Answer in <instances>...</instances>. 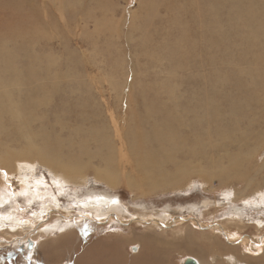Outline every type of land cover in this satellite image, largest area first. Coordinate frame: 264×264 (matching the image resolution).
Masks as SVG:
<instances>
[{
	"label": "rangeland",
	"instance_id": "374dc122",
	"mask_svg": "<svg viewBox=\"0 0 264 264\" xmlns=\"http://www.w3.org/2000/svg\"><path fill=\"white\" fill-rule=\"evenodd\" d=\"M196 2L197 0H0V27H3L0 28V47L4 45L3 47L7 49L6 53L0 57V96H3V91H6L7 88V90H11L12 93H14L15 99L23 105L26 113L28 114V111H30L29 119L31 122L30 125H32L31 129L35 134L34 142L37 141L39 143L40 141V144H42L41 139L43 137L38 135L47 131L51 138H53L51 148L53 147L52 149L55 150V148L59 146L57 148H59L60 151L58 149L55 151L64 156L68 163L75 161L82 164L83 159V163L91 161L96 166L105 165L107 163L101 162L99 158H93L89 161V157H82V154L87 150L85 145L82 144V138L87 137L88 132L91 137V134L95 130L100 129V126L101 128L107 129L112 137H115L117 134L116 131L120 135H127L128 131L129 133L135 132L140 124H142V127L145 126L144 128L146 130L148 129L147 131H151L155 123L165 125V121H168L170 123H166V125H171V127L173 125L172 128L177 134L175 136L179 135L176 139L177 145H180V142L183 144L176 152L177 157L175 158H178L177 163H167L166 167L170 169L168 173L161 175L152 173V179L156 187L154 190L156 191L152 192L150 190L148 178H145L143 173H136L133 171V174L135 173L138 176V180L143 183V188H145L144 193H146L144 195L140 194L138 191H132L124 182L126 178H124L120 186L115 188L110 187L106 182L97 179L92 169H89L87 172V181L65 184V189L59 192L60 190L56 179H52L53 172H50V167L38 160L35 161L36 176H44V182L39 188H42L41 190L43 191L46 189L50 193H54L58 198L59 207L54 206L52 210L49 208L45 209L43 201L32 199V197L28 199V194L21 193L22 187H20V182L16 177L8 179L6 182L7 185L0 183V194L6 192L10 197H8L7 201L0 203V213H7L16 208L17 212L23 213L22 218L27 219L33 218V216L41 211L43 212L41 219L43 221H39V226L35 229L29 228L30 230H16L15 232L8 229H0V264H45L44 262L50 264L53 262L52 253L48 255L47 252L43 254L41 252L39 256L41 260L38 262L34 256L36 244L34 243L31 248L29 247L31 245L30 240H33V236H35V234L37 235L38 231H40V226L43 223H49L50 219L51 222L49 225L51 224V226H49L48 231L53 234L60 235L61 232L67 230L68 227L75 228L74 226L82 230L80 236L67 242L66 247L57 250L59 254L61 253L62 256H65L66 260H71L70 263L64 262L66 264L106 262V253L102 254L103 258L99 259L97 258L99 252L94 254L91 250H88V248H86L85 251H83V249L86 243L91 242L93 239H98L100 245H102L103 240L112 232H121L122 230L124 232H122L123 234H129V229L132 227L133 230L139 234H145L146 231H149V234H153L152 232L154 231L152 229H155L157 224L149 226V223L146 224V222L142 223V225L134 220H128L129 212L138 210L141 212H146L145 210L147 209V212L154 211L156 215H154L153 218L160 220L162 225H170L172 222V226L176 227V224L181 227L189 226V228L193 230L191 236L193 237V244H195V246H192L196 249L190 254H188L189 252L185 249L184 245L182 247L178 246V244L182 242V239L179 240L181 233L178 234V237L173 236L174 239H172L171 242H165L164 251H170V249H172L165 259L168 260V264H183L184 259L189 255L198 256L206 260L204 263L207 264V259L212 258L208 248L209 243H216L215 239L208 236L210 232L208 225L220 222V224L223 223L228 226L231 224L230 227L234 228L236 222H227V217L233 214V212L237 213L239 216L243 214L241 216V221L244 220L243 223L248 225L245 228V234L253 238H256L259 234L264 235V228L259 232L256 228L259 221L262 227L264 226V202H259V205H255V200H253L254 195L255 198H259V194H261V196L263 194L261 192L254 194L253 192L256 188L260 187V190H264V141L261 146H258V148L253 151L257 142L255 137L256 132L261 131V133L264 134V107H262V103H260L264 101V98L261 97L264 88L259 87L260 95L258 99L253 98L247 100V102L245 101L243 104L241 103V100H246L244 96H249L248 93L250 89L249 86L245 84L247 78H259L256 81H250L254 84L260 83V86L261 84L264 85V0H226L221 3L219 0H211V12L203 17H198L196 15ZM6 6L12 7L13 11H8ZM149 12L152 18L151 25L144 29L140 28L139 25H142L143 18ZM105 16H108L106 19H108L110 23H108V20L107 23L103 22ZM24 17H26L25 20L20 22V27L22 26L24 30L18 26L20 28L18 33L11 30L6 32V25H13L15 21ZM22 23L25 26L22 25ZM204 24H208L210 32V40L208 43V48L210 49L208 50H205L206 44L203 39ZM4 29L5 31H3ZM31 37L35 39H33V42L30 39ZM26 45H28L27 49L29 50H26ZM257 46H259L261 50ZM177 47L184 49L186 55H181V58L174 60V58L171 57V53ZM30 50L31 53L33 52L32 54H30ZM162 50L164 51L162 52ZM37 51L38 54H36ZM22 54L23 56L21 57ZM246 56L247 58H245ZM6 61L9 62L11 67L14 63V68H9L8 70V68H6ZM244 61L247 62L245 63ZM240 65L241 67L238 69ZM167 68L170 70H167ZM174 70L175 73H177L176 75L175 73L173 74ZM17 71H22V74L18 73L21 78L17 75ZM112 73L115 74L116 77ZM240 74L244 75L241 76ZM51 75H56L57 77L55 76L53 79ZM210 76L213 79L210 78ZM244 76H246V79ZM16 78H20V84L14 81ZM51 78L52 80H50ZM108 78H110V81ZM230 79L231 81H229ZM237 79L241 82H237ZM232 80H234V82ZM130 84H134V86ZM229 85L231 88H228ZM245 85L246 88L248 87L247 89H245ZM116 86L118 89L115 88ZM114 88L116 90H114ZM155 89L158 90L155 91ZM217 89L219 94H217ZM57 90H59V92ZM127 90L130 92H127ZM211 90L213 92H211ZM224 90L228 91L224 92ZM147 93L151 97H148ZM214 94H217V97ZM49 95H53V101L50 100L51 98L48 97ZM49 101L52 102L53 105H50ZM143 102H146V104ZM38 103L41 106H38ZM145 105L148 107L146 108ZM157 105L159 107H157ZM52 106H56L55 109L52 108ZM151 106L154 107L152 108ZM165 108H168L167 110H169V112L174 113L172 120H168V116L166 115L169 112L164 110ZM139 110H141V112ZM143 110L151 112L149 113L147 111V113H145L146 111L143 112ZM257 110L259 112H257ZM5 113L6 112L2 113L1 123H4L3 126L7 125L5 128L10 131L12 128H16V126H13L10 120V114L7 113L6 117L4 115ZM135 114H137L136 117ZM143 115H146V117ZM232 115L235 116L232 118ZM138 116L140 117L138 118ZM180 116L182 117L181 120ZM159 117H162L161 120ZM140 118L141 120L143 119V123H141L142 121L140 122ZM137 120L138 123H136ZM152 120L154 121L152 122ZM162 120H165L164 124ZM109 121L113 122L110 124ZM126 121L128 122L126 123ZM114 122L116 123L114 124ZM105 124H107V128L104 127ZM116 124L118 125L114 126ZM110 128L112 130H110ZM222 128L226 131V135L223 134ZM255 129L257 130L255 131ZM243 130L246 133H250L248 135V137H250L249 143L247 144L241 143V140L238 138L240 132H244ZM194 131H196V133ZM227 133L230 138L227 137ZM191 134L194 136L193 138H189L192 137ZM6 135H8V133ZM6 135L4 134V137L1 136L0 138L8 142H10L11 139H15L12 133V136H9V138ZM180 136L186 139L182 140ZM74 137L77 139L74 140ZM117 138L119 137H116V139ZM187 138H189V140ZM16 140L12 142H15V144L20 143V145L21 143H25L22 138H16ZM211 142H213V144ZM123 143L124 142L118 141L120 150L124 148V146H122ZM195 143L198 144L197 147ZM20 145H13L11 149L16 151L22 148ZM192 145H194V147ZM96 146L97 144L91 141L90 147L95 149ZM189 146L193 148H189ZM183 147H185V149H183ZM187 147L188 149H186ZM213 149L215 153L218 154H214ZM183 150L184 152H182ZM203 150L206 152L205 156H203ZM186 151L187 153H185ZM229 151L244 154L246 157L245 170L247 169L249 174L247 179L243 180V182L235 178H230V171H228V173L223 171L229 168ZM125 152L126 148H124L122 156L124 158V163L127 164L131 162V158L126 156L127 154L125 155ZM73 157H75L76 160H73ZM187 157L189 158L187 159ZM185 164L188 166V170L183 179L181 181L170 180L169 177L171 176L173 178L175 174L178 175ZM260 166H262V168H260ZM199 168L204 169L205 173H199ZM129 169L132 170L130 167L127 170ZM252 176H257L258 179L246 190L244 195H247V197L250 196L248 197L249 199H246L243 192L240 191L244 190L246 184L252 181ZM160 182H163L164 185L160 186ZM148 184L149 186H147ZM65 191L68 192L66 193ZM235 192H238V194L235 195ZM92 195H96L100 199L102 197V201H105V198V202L109 201L111 199L110 197L114 199L118 198L119 201L116 206L120 209H127V211H123L126 214L127 223L120 229H116L119 228V226L116 225L118 222H113L112 226H109L106 222L100 221V219L95 216L96 210H94V208L90 207L89 209L87 206L84 207L85 205L77 202L80 199H86ZM204 198H213L218 204H213L209 206V208L200 206L195 207ZM262 201H264V197ZM65 207L71 209L74 215L79 214L76 219H72L71 222L74 223L67 224L64 222L65 219L63 218L61 219V221L63 220L62 222L59 220L58 217L61 216L58 215L61 213L59 214L57 212H61L63 208L66 209ZM96 208L95 206V209ZM167 210L170 211L169 214L171 213L170 217L169 214H163V212ZM53 211L55 212L53 213ZM166 216H168L167 219ZM176 217L182 220L177 222L175 220ZM71 218L73 217L71 216ZM193 218L198 224L192 220ZM164 219L166 221H164ZM34 220L36 223V218ZM161 224L155 229L156 232L163 231V234L170 233L169 235H171V233H175L174 230L177 229L174 228L173 230V228H169L172 226L163 228L164 226ZM6 228L9 227L7 226ZM156 232H154V234H156ZM183 235L185 236V234ZM223 236V234L216 235L220 242L222 241V243H225L226 238ZM173 237L170 236L168 239ZM135 240H137L138 246L141 247L142 242L137 238H135ZM133 245H135V243L132 242L126 246L125 255H128L127 257L132 256L136 251L139 252L137 249L134 251L132 250ZM214 247L215 258L219 259L218 253L220 251L217 249L218 245L214 244ZM87 253L91 254L89 260L83 257ZM46 257L49 258L47 259ZM127 257H125V259H127ZM107 262L109 261L107 260ZM249 262L251 264H256L258 261L255 256H253V259ZM64 263L63 261L59 262V264ZM114 263L128 264L125 260H118V262L114 260L113 263L109 262V264Z\"/></svg>",
	"mask_w": 264,
	"mask_h": 264
},
{
	"label": "bare ground",
	"instance_id": "6f19581e",
	"mask_svg": "<svg viewBox=\"0 0 264 264\" xmlns=\"http://www.w3.org/2000/svg\"><path fill=\"white\" fill-rule=\"evenodd\" d=\"M2 1V0H1ZM223 1H226V0H219V2H223ZM12 2V1H11ZM16 2V1H15ZM13 2V3H15ZM218 3V2H216ZM18 4V3H16ZM219 4V3H218ZM2 5V4H1ZM180 5V4H179ZM253 6V5H252ZM8 8V11L10 10V12L13 11V8L10 7V6H6ZM186 7V6H185ZM211 0H197L196 2V5H195V12H196V15L198 17H203L204 15L207 16L211 11ZM124 11V9H123ZM168 11V10H167ZM128 12V11H127ZM6 13V12H5ZM129 13V12H128ZM191 13V12H190ZM34 14V13H33ZM127 14V13H126ZM4 15V14H3ZM30 15V14H29ZM32 16V15H31ZM34 16V15H33ZM114 16V15H112ZM108 16H105L102 20L103 22H106L107 23V20L106 19ZM191 17V16H190ZM26 17L24 18H21L17 21H15V23L13 25H6L7 28H6V32H8L9 30L15 32V33H18V31L21 29H23V27L21 26L20 27V22L21 21H24ZM186 18V17H185ZM239 19V18H238ZM29 21V20H28ZM13 23V22H12ZM25 23V22H24ZM36 23V22H35ZM108 23H110V21L108 20ZM152 23V18H151V13H147V15L143 18L142 20V25H139L140 28H145V27H148L150 26ZM19 24V25H18ZM164 24V23H163ZM22 25H24L22 23ZM34 25V24H32ZM20 28H19V27ZM25 26V25H24ZM244 27V26H243ZM0 28H3V27H0ZM25 28V27H24ZM36 28H37V25H36ZM137 28V27H135ZM227 28V27H226ZM229 29V28H228ZM24 30V29H23ZM21 30V31H23ZM147 30V29H146ZM5 31V29L3 30ZM36 31V30H35ZM102 31V30H101ZM159 31V30H158ZM237 31V30H236ZM28 32V31H27ZM31 32V31H29ZM44 33V32H43ZM99 33V32H98ZM10 34V33H9ZM14 34V33H13ZM40 34V33H39ZM115 34V33H114ZM237 34V33H235ZM219 35V34H218ZM227 35V34H226ZM239 35V34H238ZM15 36V35H14ZM31 36V34H30ZM182 36V34H181ZM203 36H204V40H205V50H208L210 48H208V43H209V40H210V32H209V26L208 24H204L203 25ZM217 36V35H216ZM220 36V35H219ZM13 37V36H12ZM29 37V36H28ZM36 37V36H35ZM150 37V36H149ZM191 37V36H190ZM239 37V36H238ZM9 38V37H8ZM242 38V37H241ZM31 41L33 42V39L34 37L30 38ZM176 39V38H175ZM224 39V38H223ZM230 39V38H229ZM35 40V39H34ZM30 41V42H31ZM31 42V43H32ZM251 43V42H250ZM4 44V42H3ZM12 44V43H11ZM9 45V44H8ZM32 45V44H31ZM181 45V44H180ZM4 45H2L0 47V57L6 53V47L4 48L3 47ZM27 46L26 45V50H29L27 49ZM29 46H30V43H29ZM228 46V45H227ZM243 46V45H242ZM259 47V46H257ZM25 48V47H24ZM249 48V47H248ZM260 48V47H259ZM33 49V48H32ZM31 49V50H32ZM188 49V48H187ZM190 49V48H189ZM253 49V48H252ZM31 50H30V54L31 53ZM240 50V49H239ZM261 50V48H260ZM259 50V51H260ZM164 50H162L163 52ZM191 51V50H190ZM22 52V51H21ZM36 52V51H35ZM206 52H209V51H206ZM213 52V50H212ZM264 52V51H263ZM19 53V52H18ZM17 53V54H18ZM23 53V52H22ZM25 53V52H24ZM166 53V51H165ZM240 53V52H239ZM8 54V53H7ZM15 54L16 56H19ZM26 54V53H25ZM29 54V55H30ZM38 54V51L37 53ZM164 54V53H163ZM246 54V53H245ZM249 54V53H248ZM14 55V54H13ZM28 55V56H29ZM158 55V54H157ZM186 55V51L180 47H177L175 48L172 53H171V57L174 58V60H178L179 58H181L182 56ZM193 55V54H192ZM191 55V56H192ZM263 55V54H262ZM23 56V54L21 55V57ZM35 56V55H34ZM117 56V55H116ZM31 57V56H30ZM37 57V56H36ZM122 57V56H121ZM195 57V56H194ZM239 57V56H237ZM8 58V57H7ZM14 58V57H13ZM24 58V57H23ZM115 58V57H114ZM242 58V57H241ZM244 58V57H243ZM247 58V56L245 57ZM249 58V57H248ZM4 59V58H3ZM15 59V58H14ZM162 60V59H161ZM164 60V59H163ZM217 60V59H216ZM239 60V59H238ZM261 60V59H260ZM160 61V60H159ZM198 61V60H197ZM236 61V60H235ZM243 61V60H242ZM5 62V61H3ZM168 62V61H167ZM179 62V61H178ZM239 62V61H238ZM245 62V61H244ZM247 62V61H246ZM245 62V63H246ZM184 63V62H182ZM187 63V62H186ZM159 64V63H157ZM181 64V63H180ZM185 64V63H184ZM189 64V63H188ZM204 64V63H203ZM210 64V63H209ZM241 64V63H240ZM147 65V64H146ZM175 65V64H174ZM249 65V64H248ZM256 65V64H255ZM15 64L13 63V66L11 67L9 62L6 61V68H14ZM154 66V65H153ZM204 66V65H202ZM208 66V65H207ZM213 66V65H212ZM243 66V64H242ZM253 66V65H252ZM117 67V66H115ZM172 67H173V64H172ZM182 67V66H181ZM193 67V66H192ZM201 67V66H200ZM241 67V65L238 67V69ZM263 67V66H262ZM5 68V67H4ZM170 68V66H169ZM175 68V67H174ZM183 68V67H182ZM194 68H195V65H194ZM135 69V68H134ZM140 69V68H139ZM173 69V68H172ZM43 70H46V69H43ZM136 70V69H135ZM166 70V69H165ZM164 70V71H165ZM167 70H170L167 68ZM166 70V71H167ZM177 70V69H176ZM197 70V69H196ZM254 70V69H253ZM3 71V70H2ZM149 71V70H148ZM233 71V70H232ZM9 72V71H8ZM47 72V71H46ZM115 72V71H114ZM136 72V71H135ZM133 72V73H135ZM178 72V71H177ZM236 72V71H235ZM10 73V72H9ZM13 73V72H12ZM18 73H21L22 74V71H17V75H19ZM45 73V72H44ZM43 73V74H44ZM51 73V72H49ZM175 73V70L173 72V74ZM215 73V72H214ZM238 73V72H236ZM7 74V73H5ZM14 74V73H13ZM48 74V73H47ZM113 74V73H112ZM124 74V73H123ZM138 74V73H137ZM141 74V73H140ZM169 74V73H168ZM177 73H175L176 75ZM217 74V73H216ZM242 74V73H241ZM240 74V75H241ZM3 75V73H2ZM8 75V74H7ZM49 75V74H48ZM115 76V74H113ZM119 75V73H118ZM165 75V74H164ZM167 75V73H166ZM171 75V74H170ZM227 75V74H226ZM239 75V76H240ZM244 75V74H243ZM241 75V76H243ZM20 76V75H19ZM53 76V75H51ZM56 76V75H55ZM55 76H53V79L55 78ZM61 76V75H60ZM153 76V75H152ZM218 76V75H217ZM221 76V75H220ZM229 76H232V75H229ZM236 76V75H235ZM241 76H240V79H241ZM11 77V76H10ZM14 77V76H13ZM24 77V76H23ZM50 77V76H49ZM57 77V76H56ZM116 77V76H115ZM135 77V76H134ZM163 77V76H162ZM206 77V76H205ZM214 77V76H213ZM245 79H246V76H244ZM258 77V76H257ZM7 78V76H6ZM21 78V76H20ZM20 78H16L14 81L16 83H19L20 84ZM137 78V77H136ZM134 78V79H136ZM210 78H212L210 76ZM232 78V77H230ZM237 78V76H236ZM109 81H110V78H108ZM112 79V78H111ZM117 79V78H116ZM213 79V78H212ZM216 79V78H215ZM218 79V78H217ZM225 79V78H224ZM257 79L259 78H247V80H245V84L247 86H249V93L248 95L249 96H244V98H246V100H241V103L243 104L245 101L247 102V100H251V99H258L259 98V95H260V92H259V87L261 88H264V85L261 84L260 86V83L258 84H254L252 83L250 80L252 81H256ZM52 80V78L50 79ZM119 80V79H117ZM172 80V79H171ZM200 80V79H199ZM239 79H237V82H241L240 80L238 81ZM103 81V80H102ZM227 81V79H226ZM231 81V79L229 80ZM234 82V80H232ZM14 82V83H15ZM118 82V81H117ZM126 82V81H125ZM128 82V81H127ZM161 82V81H160ZM191 82V81H190ZM199 82V81H198ZM215 82V81H214ZM192 83V82H191ZM194 83V82H193ZM216 83V82H215ZM219 83V82H218ZM231 83V82H230ZM18 84V85H19ZM22 84V83H21ZM129 84V83H128ZM136 84V83H134ZM134 84H132L134 86ZM157 84V83H156ZM165 84V83H164ZM173 84V82H172ZM243 84V83H242ZM10 85V84H9ZM12 85V84H11ZM114 85V84H113ZM117 85V84H116ZM125 85V83H124ZM131 85V84H130ZM131 85V86H132ZM138 85V84H136ZM162 85V84H161ZM219 85V84H218ZM222 85V84H221ZM225 85V84H224ZM238 85V84H237ZM241 85V84H240ZM246 85H245V89L246 88ZM15 86V85H14ZM17 86V85H16ZM43 86V85H42ZM100 86V85H99ZM128 86V85H127ZM153 86V85H152ZM165 86V85H164ZM170 86V85H169ZM228 86V85H227ZM244 86V85H243ZM9 87V86H8ZM12 87V86H11ZM10 87V88H11ZM30 87V86H29ZM114 87V86H113ZM125 87V86H124ZM129 87V86H128ZM127 87V88H128ZM207 87V86H206ZM212 87V86H211ZM219 87V86H218ZM222 87V86H221ZM233 87V86H232ZM241 87V86H240ZM27 88V87H25ZM43 88V87H42ZM45 88V87H44ZM115 88L118 89V87L116 86ZM114 88V90H116ZM135 88V87H134ZM142 88V87H141ZM150 88V87H149ZM153 88V87H152ZM160 88V87H159ZM166 88V87H165ZM169 88V87H168ZM172 88V87H171ZM175 88V87H174ZM177 88V87H176ZM190 88V87H189ZM223 88V87H222ZM226 88V86H225ZM228 88H231L230 85ZM120 89V88H119ZM125 89V88H124ZM123 89V90H124ZM191 89V88H190ZM198 89V88H197ZM204 89V88H203ZM211 89V88H210ZM241 89V88H239ZM244 89V91H245ZM5 90V89H4ZM129 90V89H128ZM127 92H130L128 91ZM137 90V88H136ZM142 90V89H140ZM154 90V89H153ZM158 90V89H157ZM155 89V91H157ZM235 90V89H234ZM243 90V89H242ZM46 91V90H45ZM59 92V90H57ZM122 91V90H121ZM126 91V89H125ZM154 91V92H155ZM165 91V90H164ZM222 91V90H220ZM228 91V90H227ZM224 90V92H227ZM237 91V90H236ZM235 91V92H236ZM239 91V90H238ZM42 92V91H40ZM48 92V91H47ZM133 92V90H132ZM137 92V91H136ZM159 92V91H158ZM168 92V91H167ZM206 92V91H205ZM211 92H213L211 90ZM215 92H216V88H215ZM230 92V91H229ZM126 93V92H125ZM162 93V92H161ZM172 93V92H171ZM223 93V92H222ZM238 93V92H237ZM240 93V92H239ZM245 93V92H244ZM16 94V93H15ZM142 94V93H141ZM145 94V93H144ZM152 94V93H150ZM167 94V93H166ZM173 94V93H172ZM198 94V93H197ZM211 94V93H210ZM217 94L218 93V89H217ZM216 94V95H217ZM224 94V93H223ZM221 94V95H223ZM233 94V93H232ZM243 94V93H241ZM26 95V94H25ZM54 95V94H53ZM52 95V96H53ZM125 95V94H124ZM148 95V93H147ZM206 95V94H205ZM215 95V94H214ZM215 95V96H216ZM237 95V94H235ZM52 96H48L50 97L52 100ZM56 96V95H55ZM193 96V95H192ZM208 96V95H207ZM213 96V95H212ZM227 96V95H225ZM224 96V97H225ZM234 96V95H233ZM240 96V95H239ZM148 97H151L148 95ZM155 97V96H154ZM159 97V96H158ZM210 97V95H209ZM217 97V96H216ZM214 97V98H216ZM223 97V96H222ZM221 97V99H222ZM261 97L264 98V91L262 90V93H261ZM25 98V97H24ZM23 98V99H24ZM146 98V97H145ZM180 98V97H179ZM178 98V99H179ZM232 98V97H231ZM238 98V97H237ZM48 99V98H47ZM156 99V98H155ZM168 99V98H167ZM173 99V98H172ZM236 99V98H235ZM240 99V98H239ZM19 100V98H18ZM46 100V99H45ZM217 100V99H216ZM232 100V99H231ZM237 100V99H236ZM53 101V100H52ZM129 101V100H128ZM153 101H154V98H153ZM255 101V100H254ZM36 102V101H35ZM44 102V101H42ZM50 102V101H49ZM152 102V101H151ZM186 102V101H185ZM211 102V101H210ZM228 102V101H227ZM252 102V101H251ZM27 103V102H26ZM33 103V101H32ZM56 103V102H55ZM87 103V102H85ZM106 103V102H105ZM146 104V102H143ZM262 103V107H264V101L260 102ZM44 104V103H43ZM42 104V105H43ZM52 104V102H50V105ZM252 104V103H251ZM28 105V104H27ZM38 106L40 105L39 103L37 104ZM49 105V104H48ZM47 105V106H48ZM53 105V104H52ZM113 105V104H112ZM156 105V104H155ZM199 105V104H198ZM241 105V104H239ZM36 106V105H35ZM41 106V105H40ZM44 106V105H43ZM146 106V105H145ZM144 106V108H145ZM164 106V105H163ZM189 106V105H188ZM201 106V105H199ZM227 106V105H226ZM238 106V105H237ZM249 106V104H248ZM247 106V107H248ZM49 107V106H48ZM51 107V106H50ZM56 106H52V108L55 109ZM112 107V106H111ZM148 106H146L147 108ZM152 108L154 106H151ZM157 107H159L157 105ZM166 107V106H164ZM251 107V106H250ZM255 107V105H254ZM51 108V109H52ZM162 108V107H161ZM201 108V107H200ZM235 108V107H234ZM244 108V107H243ZM143 109V108H142ZM157 109V108H156ZM155 109V110H156ZM159 109V108H158ZM163 109V108H162ZM168 109V108H167ZM166 108L164 110H167ZM170 109V108H169ZM162 110V111H164ZM171 110V109H170ZM231 110V109H229ZM259 110V109H258ZM257 110V112H259ZM141 112V110H139ZM146 111V110H145ZM143 110V112H145ZM148 111V110H147ZM147 111L145 113H147ZM160 111V110H159ZM169 112V110H167ZM199 111V110H198ZM197 111V112H198ZM201 111V110H200ZM246 111V110H245ZM6 112L4 115L6 116V114H10V120L13 124V126H16V128H12V130H7L5 127L7 126H3V124L1 123L2 121V113ZM30 111H28V114L26 113V110L24 109L23 105L21 103H19V101H17L15 99V96H14V93H12L11 90H7L6 88V91H3V96H0V137L3 136L4 134L6 135L8 133V135H6L8 138L9 136H12L13 135V139L14 141L16 140V138H22L24 139L25 143H18L22 148L20 149H17L16 151H13L11 149V147L14 145H18L17 143L15 144V142H12L13 140L11 139L10 142L14 143H10L6 140H2L0 138V183H4L5 185H7V180L10 179L11 177H16L19 182H20V187L21 188V193L22 194H28V199L30 197H32V199H39L40 201H43L44 202V208L46 209H50L52 210L54 208V206H58L59 207V202H58V198L54 195V193H50L49 191H47L46 189L43 191L41 190L42 188H39L43 182H44V176H41V177H38L36 176V170H35V167H36V163L35 161L38 160L42 163H44L45 165H48L50 167V172H53V176H52V179L55 180L56 179V182L58 183V188H59V192L63 191L65 188V184H75L77 183V181H82V182H85L87 181V172L89 169H92L93 170V173L95 175V177L99 180H102L104 182H106L110 187H118L120 186L123 181H124V178H126V180L124 181L128 187L136 192L138 191L140 194L144 195L146 193H144L145 191V188H143V183L142 181L138 180V176L134 173L133 174V171H135L136 173H143L144 177L145 178H148V181H149V184L147 186H149L150 190L152 192L156 191L154 190L156 187L154 185V182H153V175L152 173L154 174H157V175H161V174H166L170 171V169H168V167H166L167 163H172V164H176L177 163V159L175 157H177L176 155V152L177 150L180 149L182 142H180L181 144L180 145H177L178 143H176V139L179 137L178 136H175L177 135L173 130V125L171 127V125H166V123H170L168 121H165V120H162L163 124L165 123V125H160V124H157L155 123L153 126H152V130L151 131H147L144 127H142V124H140L139 128H137V130H135V132H131L127 133V135H120L116 130V135L115 137H112L111 136V133L109 131H107V129L105 128H101L100 126V129H97L95 130L92 134H91V137L89 135V132L87 133V137L85 138H82V144L85 145L86 147V151L82 154V157L84 156H87L89 157V161L93 158H99V160L101 162H105L107 164L105 165H99V166H96L94 165L91 161L90 162H86V163H83L84 160L82 159V164H80L79 162H67L64 158V156H62L61 154L57 153V151H55L56 149L59 150V146H57L56 142V148L55 150L51 148L52 146V142H53V138H51V136L48 134L47 131L43 132L41 135H38V136H42L43 138L41 139L42 141V144H40L41 142L39 141V143L37 144L34 139L35 137V134L33 133L34 131H32L31 129V122H30V114H29ZM108 112V111H107ZM149 112V111H148ZM151 112V111H150ZM149 112V113H150ZM158 112V111H157ZM156 112V113H157ZM175 112V111H174ZM202 112V111H201ZM220 112V111H219ZM96 113V112H95ZM136 113V111H135ZM148 113V114H149ZM162 113V112H161ZM178 113V111H177ZM231 113V112H230ZM235 113V111H234ZM237 113V112H236ZM245 113V112H244ZM32 114V113H31ZM86 114V113H85ZM147 114V115H148ZM154 114V112H153ZM164 114V113H163ZM173 112H169L166 116H168V120H172L173 118ZM239 114V113H238ZM264 114V113H263ZM262 114V115H263ZM131 115V114H130ZM137 114H135V117H136ZM159 115V114H158ZM162 115V114H161ZM181 115V114H180ZM236 115V114H235ZM235 115H232V118L233 116ZM128 116V115H127ZM144 116V115H143ZM142 116V117H143ZM155 116V114H154ZM165 116V114H164ZM7 117V116H6ZM103 117V116H101ZM140 116H138L139 118ZM146 117V115L144 116ZM158 117V116H157ZM181 117V116H180ZM198 117V116H197ZM196 117V118H197ZM209 117V115H208ZM9 118V117H8ZM7 118V119H8ZM114 118V117H113ZM128 118V117H126ZM131 118V116H130ZM133 118V117H132ZM137 118V119H138ZM162 118V117H161ZM161 118L159 117V119L161 120ZM166 118V119H167ZM225 118V117H224ZM236 118V117H235ZM238 118V117H237ZM262 118V117H261ZM6 119V118H5ZM155 119H158V118H155ZM154 119V120H155ZM165 119V118H164ZM182 119V117L180 118V120ZM231 119V118H230ZM245 119V118H244ZM259 119V118H258ZM4 120V119H3ZM110 120V119H109ZM140 122L143 120H141V118L139 119ZM148 120V119H147ZM145 120V121H147ZM151 120V119H150ZM152 120V122L154 121ZM159 120V121H160ZM186 120V119H185ZM225 120V119H224ZM241 120V119H240ZM257 120V118H256ZM261 120V119H260ZM15 121V122H14ZM47 121V120H46ZM104 121V120H103ZM114 121V120H113ZM113 121H109L110 124L111 122ZM129 121V119H128ZM126 121V123L128 122ZM132 121V120H131ZM130 121V122H131ZM158 121V122H159ZM165 121V122H164ZM239 121V120H238ZM244 121V120H243ZM4 122V121H3ZM101 122V121H100ZM105 122V121H104ZM133 122V121H132ZM131 122V123H132ZM148 122V121H147ZM151 122V121H150ZM197 122V121H196ZM205 122V120H204ZM225 122V121H224ZM240 122V121H239ZM248 122V121H247ZM256 122V121H255ZM258 122V121H257ZM116 122H114L115 124ZM138 123V120L137 122ZM143 123V121L141 122ZM145 123V122H144ZM160 123V122H159ZM173 123V122H172ZM181 123V121H180ZM230 123V122H228ZM236 123V121H235ZM264 123V122H263ZM20 124V125H18ZM134 124V122H133ZM227 124V123H226ZM231 124V123H230ZM18 125V126H17ZM107 124H105L104 127H106ZM118 124L114 125V126H117ZM132 125V124H131ZM137 125V124H136ZM146 125V124H145ZM183 125V124H182ZM228 125V124H227ZM226 125V126H227ZM128 126V125H127ZM151 126V125H150ZM222 126V125H221ZM232 126H235V125H232ZM121 127V126H120ZM130 127V126H129ZM135 127V126H134ZM132 127V128H134ZM149 127V125H148ZM147 127V128H148ZM240 127V126H239ZM253 127V126H252ZM262 127V126H261ZM107 128V127H106ZM118 128V127H117ZM116 128V129H117ZM219 128V126H218ZM230 128V127H229ZM236 128V127H235ZM241 128V127H240ZM38 129V128H37ZM113 129V127H112ZM110 128V130H112ZM129 129V128H128ZM226 129V128H225ZM231 129V128H230ZM242 129V128H241ZM77 130V129H76ZM86 130V129H85ZM127 130V129H126ZM191 130V129H190ZM257 129H255L256 131ZM260 130V128H259ZM262 130V129H261ZM2 131V132H1ZM37 131V130H36ZM75 131V130H74ZM73 131V132H74ZM114 131V132H115ZM222 131H223V134L226 135V131L224 130V128H222ZM241 131V130H240ZM244 131V130H243ZM7 132V133H6ZM12 135H11V133ZM189 132V131H188ZM192 132V131H191ZM190 132V133H191ZM196 133V131H194ZM251 132V131H250ZM83 133V132H82ZM124 133V132H123ZM126 133V132H125ZM221 134V133H220ZM250 133H246L245 131L244 132H240L239 134V139L241 140V143L243 142L244 144H247L249 143V138L248 135ZM253 134V133H252ZM188 135V134H187ZM186 135V136H187ZM192 135V134H191ZM223 135V136H225ZM37 136V135H36ZM190 136V135H189ZM4 137V136H3ZM72 137V136H71ZM76 137V136H75ZM74 137V140H76ZM116 137H119L116 139ZM182 137V136H180ZM194 136L192 135V137H189V138H193ZM227 137H229L228 133H227ZM256 139H257V142L253 148V151H255L258 146H261L262 142L264 141V134L261 133V131L259 132H256ZM189 138H187L189 140ZM199 138V137H198ZM230 138V137H229ZM236 138V137H235ZM5 139V138H4ZM58 139V138H56ZM55 139V140H56ZM182 140L184 139L183 137L181 138ZM186 139V138H185ZM184 139V140H185ZM196 139V138H195ZM194 139V140H195ZM222 139V138H221ZM68 140V139H67ZM70 140V139H69ZM72 140V141H74ZM180 140V139H179ZM181 140V141H182ZM186 140V141H188ZM198 140V139H197ZM16 141H19V140H16ZM58 141V140H57ZM91 141H94L97 146L95 149H92L90 147V144H91ZM118 141L119 142H124L122 144V146H124V148H126V152H125V155L128 156L129 158H131V162L125 164L124 163V158L122 156V152L124 150L119 149V145H118ZM185 141V142H186ZM239 141V140H238ZM67 142V141H66ZM184 142V143H185ZM200 142V141H199ZM225 142V141H224ZM254 142V141H253ZM213 144V142H211ZM196 144V143H195ZM234 144V143H232ZM237 144V143H236ZM240 144V143H239ZM198 144H196V147H197ZM215 145V144H214ZM228 145V144H227ZM238 145V144H237ZM264 145V144H263ZM54 146V145H53ZM194 147V145H192ZM192 146H189L192 147ZM230 146V145H229ZM232 146V145H231ZM179 147V148H178ZM192 147V148H193ZM200 147V146H198ZM235 147V146H234ZM239 147V146H237ZM215 148V147H214ZM241 148V147H240ZM183 149H185V147H183ZM188 149V147L186 148ZM196 149V148H195ZM194 149V150H195ZM207 149V148H206ZM221 149V148H220ZM242 149V148H241ZM209 150V149H208ZM219 150V149H218ZM60 151V150H59ZM191 151V150H190ZM210 151V150H209ZM241 151V150H240ZM184 152V150L182 151ZM212 152V151H210ZM213 152L214 154H218V153H215V150L213 149ZM76 153V152H75ZM187 153V151L185 152ZM202 153V152H201ZM180 154L182 155L181 151H180ZM211 155H213L212 153H210ZM225 154V153H224ZM228 162H229V168L227 170H223L225 171V173L228 171L231 172V177L230 178H235L237 180H239L240 182H243V180L247 179L248 177V174L249 172H247V169L245 170L246 168V157L244 156V154H240V153H237L235 151H229L228 153ZM179 155V154H178ZM184 155V153H183ZM206 155V152L203 150V156ZM192 156V155H191ZM190 156V157H191ZM227 156V155H226ZM184 157V156H183ZM195 157V156H193ZM189 157H187L188 159ZM73 160H76L75 157H73ZM195 160V159H194ZM187 163V162H186ZM38 164V162H37ZM40 165V163H39ZM43 165V164H42ZM132 168L127 170L128 168ZM260 168H262V166H260ZM48 169V168H47ZM188 170V166H185L183 167L182 171L177 175L175 174L174 177L172 178L171 176L169 177L170 180L173 179V180H177V181H181L183 179V177L186 175V172ZM259 170V169H258ZM257 170V171H258ZM199 173L201 174H204L205 173V170L202 169V168H199ZM6 173V175H5ZM177 175V176H176ZM56 177V178H55ZM78 179V180H77ZM258 179L257 176H252L251 177V182L247 183L246 184V188L244 190H241L240 192H243V195L246 193V190L255 182V180ZM3 184V185H4ZM164 183L163 182H160V186H163ZM255 185V184H254ZM67 186V185H66ZM258 186V185H257ZM260 186V185H259ZM7 187V186H5ZM43 187V186H42ZM170 187V186H168ZM166 187V188H168ZM3 188V187H2ZM44 188H47V187H44ZM69 188V187H67ZM7 189V188H6ZM3 190V189H2ZM5 190V189H4ZM3 190V191H4ZM57 190V189H56ZM67 190V189H66ZM7 191V190H5ZM55 191V190H54ZM69 191V190H68ZM67 191V192H68ZM264 190H260V187L259 188H256V190L253 192L254 194H257V193H263L262 196L261 194H259V198H255L253 196V200H255V205L258 204L259 202H264L262 201L263 200V197H264ZM8 192V191H7ZM14 192V191H13ZM66 192V191H65ZM66 192V193H67ZM75 192V191H74ZM12 193V192H11ZM238 192H235V195H237ZM251 194V193H250ZM70 195V194H68ZM252 195V194H251ZM79 196V195H78ZM101 196V195H100ZM245 196V195H244ZM8 197L9 195L6 193V192H2V194H0V203H2L3 201H7L8 200ZM76 197V196H75ZM250 197V196H248ZM247 195L245 196V198L247 199L248 198ZM10 198V197H9ZM111 199L107 202L106 199L104 198L105 201H102V197L101 199L98 198L96 195L95 196H89L88 198L86 199H80L78 200L77 202L81 203L82 205H85L84 207H88L90 209V207L94 208L95 211V216H97L100 221L102 222H106L109 226H112L113 222H118V225L119 228H116V229H120L125 223H127V220H126V214L123 212L124 210L127 211V209H120L119 207L116 206L117 202L119 201V199H114L113 197H110ZM31 199V198H30ZM79 199V198H77ZM108 199V198H107ZM249 199V198H248ZM230 200V199H229ZM236 200V199H235ZM106 203V204H105ZM42 204V202H41ZM215 204H218L217 202ZM80 205V204H78ZM100 205V206H99ZM124 205V204H123ZM213 204H210V202L208 200H205V202H203L202 205H196L195 207H208L211 206ZM259 205V204H258ZM95 206L97 207L95 209ZM99 206V207H98ZM124 207V206H123ZM145 207V206H144ZM43 208V207H42ZM66 209H62V211H58L57 213H61L60 215L58 216H61V217H58L59 220L61 221V219H65L64 222L67 223V224H71V223H74V222H71L72 219H76L78 217V215H74L71 211V209H68V207H65ZM81 208V207H80ZM127 208V207H126ZM238 208V207H237ZM141 209V208H140ZM235 209V208H234ZM243 209V208H242ZM44 210V209H43ZM83 210V209H82ZM130 210V209H129ZM135 210V209H134ZM148 210V209H147ZM147 210H145L146 212H141V211H135V212H129V215H128V220H134L135 222L139 223V224H142V223H145L148 224L149 223V226H152V225H155L157 224L156 228H158L159 224H161L162 222L160 220H157V219H154V215L155 212L154 211H150V212H147ZM163 210V209H162ZM236 210V209H235ZM57 211V210H56ZM90 211V210H88ZM143 211V210H142ZM238 211V210H237ZM6 212V211H5ZM45 212V211H44ZM49 212V211H48ZM55 211H53L54 213ZM94 212V211H93ZM170 211H164L163 214H169ZM236 212V211H235ZM240 212V210H239ZM37 213V212H36ZM128 213V212H127ZM208 213V212H207ZM232 213V212H231ZM94 214V213H93ZM162 214V213H161ZM229 214V213H228ZM241 214V213H240ZM22 215L23 213L21 212H17L16 208L15 209H12L10 211H8L7 213H0V229L3 230V229H8V230H12V231H16V230H21V231H24L26 229H31V228H36L39 226V221H43L41 220L42 219V216H43V212H39L37 213L35 216H33V218H27V219H23L22 218ZM25 215V214H24ZM34 215V214H33ZM48 215V214H47ZM171 213L169 214V217H170ZM243 215V214H242ZM241 215V216H242ZM56 216V215H55ZM71 216L73 218H71ZM228 216V215H227ZM241 216H239L237 213H234L229 215L228 220L227 222H236L235 223V226L234 228H231V224L230 226H228L227 224H223L220 222L219 223H215V224H209L208 225V228L210 229L209 233H208V236L213 239L216 240V243H209V252L211 253V257L212 258H206L207 259V264H251L249 261H251L253 259V256H255V258L257 259V263L256 264H264V235H260L259 236H256V238H253L252 236L248 235V234H245V228L246 226L248 225H245V223H243V221H241ZM32 217V216H30ZM36 218V223H35V218ZM168 216H166V219H167ZM83 219V218H82ZM243 219V218H242ZM246 219V218H245ZM79 220V218H78ZM177 222L179 220H182L181 218H177L175 219ZM174 220V221H175ZM196 224L197 221L193 218L192 219ZM63 221V220H62ZM61 221V222H62ZM164 221H166L164 219ZM168 221V220H167ZM170 221V220H169ZM175 221V223H176ZM50 222H51V219H50ZM49 222V223H50ZM78 223H80L79 221H77ZM40 223H43V222H40ZM49 223L47 224H42L40 227V231H38L37 235L35 234V236H33V244L35 243L36 244V252H34V256L36 257V260H41L39 258V256L41 255V252L42 254L47 252L48 255L52 253V256H53V262H51L52 264H59L60 261H63L64 262H67V263H70L71 260H66L65 256H62L61 253L59 254V252L57 250H59L60 248H63V247H66V243L77 238L78 236L81 235L82 233V230L81 229H78L77 226H74L75 228H70L68 227V229L66 227H64L65 229L67 230H64V232H61V236L58 235V234H53L51 232L48 231V228L49 226H51V224L49 225ZM58 223V222H57ZM60 223V222H59ZM172 223V222H171ZM170 223V225H162L164 226L163 228L165 227H168V226H172ZM181 223V222H180ZM63 224V223H62ZM106 224V225H107ZM145 224V225H146ZM247 224V223H246ZM74 225V224H73ZM77 225V224H76ZM80 225V224H79ZM136 225V224H135ZM143 225V224H142ZM179 225V223H178ZM200 225V224H199ZM202 225V224H201ZM255 225V224H253ZM9 227V228H6V227ZM64 226V225H62ZM101 226V225H100ZM183 226V225H182ZM192 226V224H191ZM2 227V228H1ZM39 227V228H40ZM54 227V226H52ZM108 227V226H107ZM130 227V226H129ZM128 227V228H129ZM136 227V226H135ZM161 227V226H160ZM38 228V229H39ZM58 228V227H57ZM125 228V227H124ZM155 228V229H156ZM169 228H177L175 231V233H171V235L169 234H163V231L161 232H156L155 229H152L154 232H156V234H154V232H152L153 234H149V231H146L145 234H139L137 233L136 231L133 230V228L131 227L129 230H130V233L129 234H123L124 232L121 230V232H112L110 234L107 235L106 239L103 240L102 242V245H100V242L98 241V239H93L91 242L89 243H86L83 251L86 250V248H88V250H91L92 253L94 254H97L99 252V256L97 258L101 259L103 258L102 257V254L106 253V259L109 261V262H112L115 260V262H118V260H125L128 264H168V260H165L166 257H167V254L172 250L170 249V251H164V245L166 244L165 242H171L172 239H174V237H178V234L181 235V237L179 238L182 239V242H180L178 244V246H183L185 247V249L188 250V254L192 253L195 251L196 248H194L193 246H195V244H193V237L191 236L192 235V229L189 228V226H186V227H181V226H177L176 224V227L175 226H172V227H169ZM207 228V229H208ZM256 228L258 230V232L264 228V226L262 227V224L261 222L259 221L256 225ZM29 229V230H30ZM59 229V228H58ZM52 230V229H51ZM110 230V229H109ZM124 230V229H123ZM11 231V232H12ZM63 231V230H62ZM114 231V230H113ZM8 232V231H7ZM53 232V231H52ZM123 232V233H122ZM243 232V234H242ZM6 233V232H5ZM34 233V232H33ZM185 234V236L183 235ZM204 234V233H203ZM218 234H223L226 238V242L225 243H222V241L220 242V240L216 237V235ZM24 235V234H23ZM104 235V234H103ZM165 235V236H163ZM257 235V234H256ZM9 236V235H8ZM105 236V235H104ZM173 237V238H170L168 239V237ZM25 237V236H24ZM46 237V238H44ZM7 238V237H6ZM135 238H137L140 242H142V246L139 247L138 246V243H137V240H135ZM2 239V238H1ZM6 241V240H5ZM75 241V240H74ZM3 242V241H2ZM135 243V245L132 246V250L134 251L135 249L139 250L136 251L138 253H134L132 256L130 257H127L125 255L126 251H125V248L127 245H129V243ZM174 242H179V241H174ZM19 243V242H18ZM183 243V244H181ZM214 244H217L218 247L217 249L220 251L218 253V257H220L219 259H216L215 258V247H214ZM193 245V246H192ZM83 247V246H82ZM168 247V246H167ZM35 250V249H34ZM130 250V249H129ZM33 251V250H32ZM58 252V254H57ZM130 252V251H129ZM149 252V253H148ZM132 254V253H131ZM91 254L90 253H87L84 257V259H87L89 260V256ZM174 256V255H173ZM193 258H195L197 260V262L199 264H205L204 259H201L200 257L198 256H195V255H189ZM51 257V256H50ZM125 257H127V259H125ZM43 258V257H41ZM47 258V257H46ZM49 258V257H48ZM47 258V259H48ZM46 259V260H47ZM92 262L93 264H109V262ZM43 263V262H42ZM45 264H49L48 262H44ZM50 263V264H51ZM66 264V263H64ZM115 264V263H114ZM123 264H126V263H123ZM170 264V263H169Z\"/></svg>",
	"mask_w": 264,
	"mask_h": 264
},
{
	"label": "water",
	"instance_id": "95a60500",
	"mask_svg": "<svg viewBox=\"0 0 264 264\" xmlns=\"http://www.w3.org/2000/svg\"><path fill=\"white\" fill-rule=\"evenodd\" d=\"M205 200H208L210 202V204H215L216 203V200L213 199V198H204V199L201 200V202L199 204L202 205L203 202H205ZM30 243H31V245L29 247L31 248L32 245H33V241L30 240ZM183 264H199V263L197 262V260L195 258H193L191 256H188V257H186L184 259V263Z\"/></svg>",
	"mask_w": 264,
	"mask_h": 264
},
{
	"label": "snow or ice",
	"instance_id": "6c2138e0",
	"mask_svg": "<svg viewBox=\"0 0 264 264\" xmlns=\"http://www.w3.org/2000/svg\"><path fill=\"white\" fill-rule=\"evenodd\" d=\"M0 171H2V170H0ZM5 175H6V173H5Z\"/></svg>",
	"mask_w": 264,
	"mask_h": 264
}]
</instances>
